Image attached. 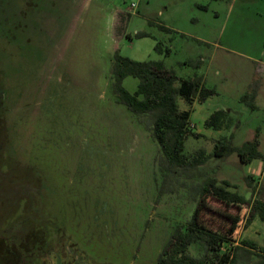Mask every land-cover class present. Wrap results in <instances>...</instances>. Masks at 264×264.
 <instances>
[{
    "label": "rangeland",
    "instance_id": "rangeland-1",
    "mask_svg": "<svg viewBox=\"0 0 264 264\" xmlns=\"http://www.w3.org/2000/svg\"><path fill=\"white\" fill-rule=\"evenodd\" d=\"M138 31L149 36L137 38ZM156 42L169 52L154 50ZM116 50L137 61L162 60L182 78L201 75L215 90L203 103L178 101L198 134L186 138V154L209 153L224 139L240 145L257 132L264 155V110L252 112L239 99L257 64L244 55L264 51V0H0V264H156L196 206L193 184L212 176L235 184L246 199H264L260 159L242 163L236 153L210 157L193 177H170L158 191V145L123 104L105 106L116 100L104 83ZM136 85L134 77L123 80L129 92ZM219 107L230 109L229 124L205 127ZM105 110L110 120L101 123ZM144 152L147 169L134 159ZM205 202L206 222L226 224L224 206ZM250 212L246 205L240 217ZM239 227L236 239L249 232L264 245L257 215ZM201 250L189 247L193 255Z\"/></svg>",
    "mask_w": 264,
    "mask_h": 264
},
{
    "label": "trees",
    "instance_id": "trees-1",
    "mask_svg": "<svg viewBox=\"0 0 264 264\" xmlns=\"http://www.w3.org/2000/svg\"><path fill=\"white\" fill-rule=\"evenodd\" d=\"M159 28L171 31L163 25H159ZM135 36L146 37L149 33L138 31ZM154 50L158 53L169 52L168 48H162L160 42H156ZM184 63L199 67L201 61L189 60ZM128 76L137 79L133 92L123 86V80ZM110 87L115 99L138 118L158 145V169L162 176L158 186L160 193L165 191V183L170 177L182 174L193 177L195 169L210 157L223 159L236 153L242 163H249L253 159L264 161V155L258 149L257 132L251 140L240 145L224 139L215 142L209 153L204 149L196 150L193 155L184 152V142L188 135L198 137V134L191 131L190 110H179L177 100L182 98L188 103L194 100L203 103L215 93L213 88L205 86L201 75L182 78L174 69L166 67L162 60L137 61L120 55L116 50L112 56ZM257 87L258 82H252L248 91L240 97V101L250 110L256 109L254 98ZM230 121L228 113L218 109L204 121V126L220 130ZM252 179L251 176H246L248 184ZM235 188L236 185L228 180L218 181L212 176L193 184L191 196L196 206L186 223L173 229L157 255L156 264H264V245L242 239L226 251L222 247L224 243L235 241L233 233L240 219V211L246 205L251 212L245 220V226L250 224L253 215H257L264 222V201L259 198L252 199V196L251 200L246 199L236 190H232ZM207 198L224 206V212L220 216L226 224L212 226L206 222L202 209L205 208ZM232 206L240 211L229 214L227 208ZM194 244L202 249L199 255H193L189 251V247Z\"/></svg>",
    "mask_w": 264,
    "mask_h": 264
},
{
    "label": "crops",
    "instance_id": "crops-1",
    "mask_svg": "<svg viewBox=\"0 0 264 264\" xmlns=\"http://www.w3.org/2000/svg\"><path fill=\"white\" fill-rule=\"evenodd\" d=\"M244 57H246V59H248L249 61H253L254 63H257V64H255V66L256 67H254V72H253V75H252V77H251V79L249 80V82H248V87H249V85L254 81V80H257V82H258V87H257V90H256V93H255V98H254V104H255V106H256V109L255 110H251L252 112H255V111H258V110H260V109H263L264 110V70H262L261 71V69H260V67H259V65H261V66H264V51H261L259 54H258V56H255V55H244ZM201 60H202V58H201ZM259 64V65H258ZM258 66V67H257ZM129 77V76H128ZM100 79V77H97V79L95 80V81H91L90 82V84H89V88H88V93L90 94L91 92H93V88L94 87H96V85H98V87H99V85H100V83H99V80ZM99 80V81H98ZM105 80L106 81H104V83H105V86H107L108 88H111L110 87V76L108 75V76H106L105 77ZM203 80H204V77H203ZM204 84H205V82H204ZM248 87H247V89H248ZM97 91L99 90V88L98 89H96ZM246 93V92H245ZM244 93V94H245ZM243 95V94H242ZM242 95H240V97L242 96ZM240 97H239V99H240ZM111 99V98H110ZM110 99H108V104L106 103L105 104V106H106V108L107 109H109L110 108V103H111V105H112V108H115V109H118L119 107L118 106H115L114 107V103H116L117 105H118V103L119 102H117L116 100H110ZM179 99L181 100V101H184V99H182V98H178V100H177V103H178V101H179ZM208 99H206L205 101H207ZM126 107V106H125ZM111 108V109H112ZM227 107H219V108H217L216 110H218V109H223V110H225ZM181 110L182 111H185V110H188L186 107H182L181 108ZM215 111V110H214ZM226 111V110H225ZM227 113L228 112H230V109H228L227 111H226ZM109 120H110V114L108 113V110H105V113L103 114V116H102V118H101V123L102 122H106V123H108L109 122ZM116 127V129L118 130V134L121 136V137H127L126 135L127 134H125L126 132L125 131H123V132H121L122 130L121 129H119V127H117V126H115ZM126 130V129H125ZM138 131V130H137ZM128 134H130V133H128ZM131 134H133V133H131ZM124 137V138H125ZM122 141V140H121ZM120 141V142H121ZM120 142H118V144L117 145H120V148L123 146V144H121ZM260 146V145H259ZM259 146H258V149H259ZM133 152H135V151H137V149L138 148H140V146H139V143L137 144V145H133ZM95 149V148H94ZM104 149V148H103ZM141 149V148H140ZM121 151H124L123 149H120ZM99 151H102V150H99ZM106 150L104 149L102 152H105ZM139 151V150H138ZM260 152H261V150H259ZM125 152V151H124ZM140 152V151H139ZM145 156H147V154H145V152H144V156L143 157H136V158H134V159H137L136 161L138 162V161H140V164H142V162H143V164H144V168L145 169H147V167H148V165L146 164V162H148V157H145ZM133 161H135V160H133ZM260 161H261V163L260 164H258L257 165V172L260 174V176L263 174V171H264V161H262L261 159H260ZM149 179V178H148ZM53 184V183H52ZM53 188H54V193H53V195L56 193V191H57V187H56V185L55 184H53ZM259 187H260V185H258ZM254 198H257V197H254ZM53 199H54V201H56L55 200V196H53ZM262 200V199H261ZM263 201H264V199H263ZM246 232L248 231V229H246L245 230ZM237 234H238V231L236 232ZM264 234V233H263ZM237 237L238 238H240L239 237V235H237ZM246 237V238H245ZM241 239H247V240H249V239H252L251 238V236H250V234H249V232L247 233V234H243L242 235V238ZM240 239V240H241ZM240 240H236L235 241V243H234V246L235 245H237L238 244V242L240 241ZM259 243V242H258ZM259 244H261V245H263L262 244V242L261 243H259Z\"/></svg>",
    "mask_w": 264,
    "mask_h": 264
},
{
    "label": "built area",
    "instance_id": "built-area-1",
    "mask_svg": "<svg viewBox=\"0 0 264 264\" xmlns=\"http://www.w3.org/2000/svg\"><path fill=\"white\" fill-rule=\"evenodd\" d=\"M244 221H245V220L243 219V216H241L240 219H239V221H238V223H237V226H236V228H235V231H234V233H233V236H234V238H235V239H234L235 241L237 240V239H236V238H237V233H236V232H237L238 229L240 228L239 225H240V223H242V222H244ZM235 241H232V242L229 241V243H224L222 247H224V245H229L228 247L231 248V247L234 246Z\"/></svg>",
    "mask_w": 264,
    "mask_h": 264
}]
</instances>
